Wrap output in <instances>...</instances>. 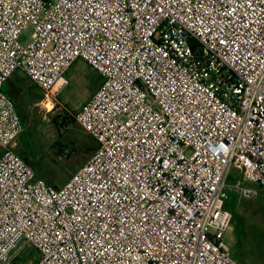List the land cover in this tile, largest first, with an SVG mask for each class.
<instances>
[{
    "label": "built area",
    "instance_id": "obj_1",
    "mask_svg": "<svg viewBox=\"0 0 264 264\" xmlns=\"http://www.w3.org/2000/svg\"><path fill=\"white\" fill-rule=\"evenodd\" d=\"M78 60L96 149L56 187L4 85L21 72L50 111ZM0 151V264H239L229 190L257 189L228 178L264 191V0H0Z\"/></svg>",
    "mask_w": 264,
    "mask_h": 264
},
{
    "label": "rangeland",
    "instance_id": "obj_2",
    "mask_svg": "<svg viewBox=\"0 0 264 264\" xmlns=\"http://www.w3.org/2000/svg\"><path fill=\"white\" fill-rule=\"evenodd\" d=\"M30 34L31 30H26L20 36V43L28 44ZM68 74V84L57 97L56 105L59 107L56 110L53 108L47 111L39 104L43 95L36 89L25 108L19 107L21 104L12 98L23 122V132L17 140V152L19 154L21 151L31 159V163H27L33 168L37 178L56 187L62 186L88 160L83 158L80 150L88 138L74 122L60 127L58 132L53 121L57 119L60 123V117L66 112L76 113L99 86L98 74L82 60L76 62ZM7 90L5 85V91ZM62 152H69L71 156H63L58 160V155ZM237 181L246 187L255 186L257 195L240 198L229 190L231 200L228 204L234 215L226 240L231 256L239 264H264V191L246 182L241 172L232 170L228 183L234 184ZM22 258L27 264H32L39 258V254L28 249L24 250Z\"/></svg>",
    "mask_w": 264,
    "mask_h": 264
},
{
    "label": "crops",
    "instance_id": "obj_3",
    "mask_svg": "<svg viewBox=\"0 0 264 264\" xmlns=\"http://www.w3.org/2000/svg\"><path fill=\"white\" fill-rule=\"evenodd\" d=\"M78 61H76V62H78ZM72 67L68 70L67 75H69L68 73H70V71L72 70ZM67 75H66V77H67ZM5 85H7V88H8L7 91H5ZM5 85H4V91H5V93L10 97V99L13 102H14V100L12 98L14 97L16 99V101L21 104L19 106L21 108H25L27 106V104L31 101V96L33 95L32 92H33V90L36 89L30 83V81L24 76V74H22L19 71L18 72H15L10 77V79L6 82ZM36 90L39 91L38 89H36ZM14 104H15V102H14ZM19 155L22 156V157H24L26 159V162H28L29 164L31 163V159L29 157H25V155L23 153H21V151H19ZM248 187L256 188L253 185L248 186Z\"/></svg>",
    "mask_w": 264,
    "mask_h": 264
},
{
    "label": "trees",
    "instance_id": "obj_4",
    "mask_svg": "<svg viewBox=\"0 0 264 264\" xmlns=\"http://www.w3.org/2000/svg\"><path fill=\"white\" fill-rule=\"evenodd\" d=\"M98 81H99V85L101 83V78L99 75H97ZM59 106H55L54 109H58ZM64 113V111H63ZM75 114V113H74ZM74 114H70V113H64V115L62 117H60V123H58L57 119H54V125L57 126L56 130L58 132H60V127H64L65 125H68L72 122H74ZM59 118V117H58ZM22 121V120H21ZM23 123V122H22ZM88 140H86L85 142H83L82 146L80 148L82 154H83V158L87 159L89 158V156L92 155V153L94 152V150L96 149V142L94 141V139H92L90 136L87 135ZM68 156H71V154L68 152ZM24 160H26L24 157H22ZM234 215V214H233ZM233 220V219H232ZM235 221V220H234ZM26 264V263H24Z\"/></svg>",
    "mask_w": 264,
    "mask_h": 264
}]
</instances>
